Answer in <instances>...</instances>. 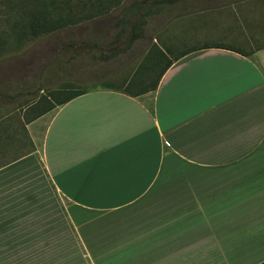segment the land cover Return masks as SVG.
<instances>
[{
    "label": "crops",
    "instance_id": "1",
    "mask_svg": "<svg viewBox=\"0 0 264 264\" xmlns=\"http://www.w3.org/2000/svg\"><path fill=\"white\" fill-rule=\"evenodd\" d=\"M217 12L222 40L185 43L184 19V50L152 43L154 87L26 120L0 156V264H264V0Z\"/></svg>",
    "mask_w": 264,
    "mask_h": 264
},
{
    "label": "rangeland",
    "instance_id": "2",
    "mask_svg": "<svg viewBox=\"0 0 264 264\" xmlns=\"http://www.w3.org/2000/svg\"><path fill=\"white\" fill-rule=\"evenodd\" d=\"M126 1L129 0L123 3ZM228 2L179 1L166 15L147 17L142 27L144 35L128 44L125 34L116 36L120 29L115 24L119 5L78 13L83 18L95 15L52 30L1 33L0 156L27 150L26 120L74 91L97 86L132 89L154 84L164 60L142 57L153 56L152 43L156 40L169 53L184 50L186 47L177 43L176 30L182 20H188L192 30L203 29L201 37L192 33L191 40L185 43L222 40V15L214 11ZM78 17L76 14L75 18ZM174 32L172 48L165 41L168 38L171 42L168 35Z\"/></svg>",
    "mask_w": 264,
    "mask_h": 264
},
{
    "label": "trees",
    "instance_id": "3",
    "mask_svg": "<svg viewBox=\"0 0 264 264\" xmlns=\"http://www.w3.org/2000/svg\"><path fill=\"white\" fill-rule=\"evenodd\" d=\"M179 1L182 0H129L124 3L123 0H0V34L10 32L27 34L52 30L74 22V20L89 19L95 15H83V18L78 13L98 9L102 6L114 7L119 5L120 11L115 24L120 29L116 36L125 34L128 44L144 35L142 27L145 25L147 17L166 15ZM73 14L80 17L78 19L75 16L72 18ZM156 82L157 80L152 85L153 87ZM124 89L127 88L124 87ZM83 92L84 90H78L70 93L41 109L30 119L51 109L55 104L65 102ZM31 148H33L32 143Z\"/></svg>",
    "mask_w": 264,
    "mask_h": 264
}]
</instances>
